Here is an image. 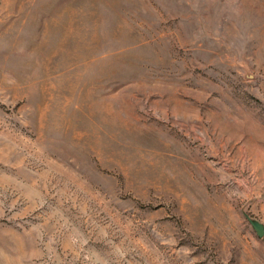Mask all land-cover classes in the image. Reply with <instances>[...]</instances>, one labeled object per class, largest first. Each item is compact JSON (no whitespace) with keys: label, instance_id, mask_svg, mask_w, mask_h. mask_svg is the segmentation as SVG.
<instances>
[{"label":"rangeland","instance_id":"rangeland-1","mask_svg":"<svg viewBox=\"0 0 264 264\" xmlns=\"http://www.w3.org/2000/svg\"><path fill=\"white\" fill-rule=\"evenodd\" d=\"M264 0H0V264H264Z\"/></svg>","mask_w":264,"mask_h":264},{"label":"water","instance_id":"water-1","mask_svg":"<svg viewBox=\"0 0 264 264\" xmlns=\"http://www.w3.org/2000/svg\"><path fill=\"white\" fill-rule=\"evenodd\" d=\"M255 227H256L259 235H262L264 233V229L261 225H255Z\"/></svg>","mask_w":264,"mask_h":264}]
</instances>
